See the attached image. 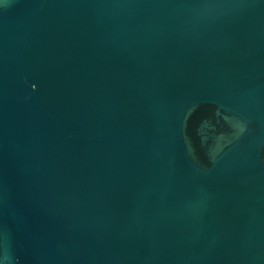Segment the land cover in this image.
Instances as JSON below:
<instances>
[{
	"label": "water",
	"instance_id": "95a60500",
	"mask_svg": "<svg viewBox=\"0 0 264 264\" xmlns=\"http://www.w3.org/2000/svg\"><path fill=\"white\" fill-rule=\"evenodd\" d=\"M0 264H264V0H0Z\"/></svg>",
	"mask_w": 264,
	"mask_h": 264
}]
</instances>
